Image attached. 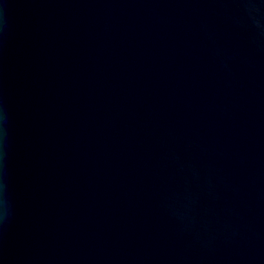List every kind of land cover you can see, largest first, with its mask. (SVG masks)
Instances as JSON below:
<instances>
[{
  "label": "water",
  "instance_id": "water-1",
  "mask_svg": "<svg viewBox=\"0 0 264 264\" xmlns=\"http://www.w3.org/2000/svg\"><path fill=\"white\" fill-rule=\"evenodd\" d=\"M0 264H264V0H0Z\"/></svg>",
  "mask_w": 264,
  "mask_h": 264
}]
</instances>
